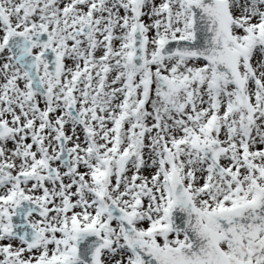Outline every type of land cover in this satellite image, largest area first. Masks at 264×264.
Wrapping results in <instances>:
<instances>
[{
  "label": "snow or ice",
  "instance_id": "snow-or-ice-1",
  "mask_svg": "<svg viewBox=\"0 0 264 264\" xmlns=\"http://www.w3.org/2000/svg\"><path fill=\"white\" fill-rule=\"evenodd\" d=\"M0 264H264V0H0Z\"/></svg>",
  "mask_w": 264,
  "mask_h": 264
}]
</instances>
